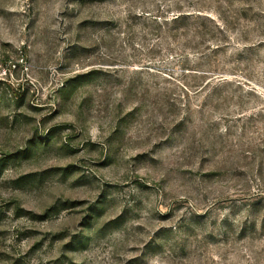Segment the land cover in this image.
Listing matches in <instances>:
<instances>
[{
	"label": "rangeland",
	"instance_id": "374dc122",
	"mask_svg": "<svg viewBox=\"0 0 264 264\" xmlns=\"http://www.w3.org/2000/svg\"><path fill=\"white\" fill-rule=\"evenodd\" d=\"M0 264H264V0H0Z\"/></svg>",
	"mask_w": 264,
	"mask_h": 264
},
{
	"label": "trees",
	"instance_id": "16d2710c",
	"mask_svg": "<svg viewBox=\"0 0 264 264\" xmlns=\"http://www.w3.org/2000/svg\"><path fill=\"white\" fill-rule=\"evenodd\" d=\"M189 19V16L180 15L174 18L173 22L178 23L180 21L186 22Z\"/></svg>",
	"mask_w": 264,
	"mask_h": 264
}]
</instances>
